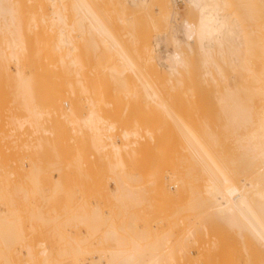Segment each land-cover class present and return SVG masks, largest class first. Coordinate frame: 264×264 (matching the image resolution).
I'll return each instance as SVG.
<instances>
[{
	"label": "bare ground",
	"instance_id": "obj_1",
	"mask_svg": "<svg viewBox=\"0 0 264 264\" xmlns=\"http://www.w3.org/2000/svg\"><path fill=\"white\" fill-rule=\"evenodd\" d=\"M179 2L185 5L188 13L184 19L181 17ZM46 22L51 33L57 31L59 34L56 40L53 39L54 43L47 38L46 32L48 31L41 28L42 26L39 28V24L44 23L47 25ZM119 23L123 25L132 23V26L140 24L139 26H133L140 27L139 29L132 28L139 30V34L134 37L130 35L132 42L136 39V42L133 43L136 44V47L133 44L131 46L129 44L131 42L124 38L127 35L120 31ZM31 28L41 31L40 33H45L44 37L46 36V38H38L42 36L41 34L40 36L37 35L38 37L33 36L35 39H39L38 42L37 39L36 41L35 39L30 40L32 36L30 35L29 38L27 31L29 29V34L32 31ZM0 30L2 31L0 35L3 34L2 37L0 36V83H2L0 85L3 88V93L6 87H11V90L13 87L15 89L20 109V114L15 117V122L18 127L20 126L19 129L24 126L27 128L29 124H32L33 127L38 129H36L37 132H40L42 122L45 120L43 117H46L48 123L45 122L49 126L44 132L47 137L52 134L56 137L62 135L68 137V129H62L68 127V125H79L80 131L85 137L82 141L84 145H99L100 147L104 145L102 149L110 148L120 152L122 143L119 144L115 138L119 137V134L117 135L118 130L125 141L137 139L139 134L134 130H126L115 125L110 117L101 116L100 111L103 107L101 104L104 101H102V98L104 99L106 94L111 95L115 92L119 93V91L123 93V96L129 97L137 90L136 87L141 86L137 83L139 82L143 85L146 97L152 100L153 105L149 106V108L153 107L151 112L156 113L158 109L159 111L162 109V113L164 111L168 118L170 117V121L176 123L177 127L175 123L174 125L181 141H183L182 143L185 145L184 150H188V153L192 155L191 159L194 163L193 165L192 163L191 165L188 164L191 162L189 158L188 165H185L186 160H182L185 165L183 170L179 169L181 163H176L178 165L173 166L172 170L164 173L176 177L177 182L181 183L186 189L192 188L193 193L187 203L173 209L166 216V231L161 233V235L163 234L162 241H165V243L162 244L160 240L161 249L149 243L150 247L146 243L147 238L140 232L137 234L138 238L136 237V239L127 236V230L110 226L115 214L113 212L114 208H118L119 204L126 206L127 201L132 198V193L136 190V193L143 190L141 178H144V185H148L152 181L149 179L152 178L150 177L152 174H97L102 177L100 178L102 181H96L98 183L96 191L90 189L89 192L91 195V191H95L92 196L96 194L103 207H100V205H98L99 207L91 206L92 203H87L90 198L85 201L89 193H86L88 190L84 187L89 188L88 186H90L91 188L89 183L94 185L92 181H95L89 174V177L91 176L89 179L92 181L87 180V178L86 181H82L83 174H80L81 176L75 175L77 179L79 177L84 183L79 182V179L76 181L77 179L75 180V177L71 174L72 180L76 181L74 185L76 186V183L79 182V194L81 193L84 199H81V201L85 202L82 204L78 202V192H75L76 187L71 189L72 187L69 186L72 182L67 179L69 182L62 185L59 180L64 174H56L60 177L59 179L54 176L51 179L53 174L45 173V176L42 174H27L33 176L30 179V184L26 185V178V181L23 182L25 185L20 184V186H26L20 187L23 191L20 192L23 194L22 196L26 193L25 201L28 199V195L32 194L33 198L39 196L38 198L45 202L41 199L40 201L45 204L64 186L67 196L66 204L63 211L53 208L54 219L49 213H32L29 210H24L23 215L18 218L3 217L1 207L11 205V202H13L11 199L13 198L11 197L12 193L9 196L8 191L4 192L11 186L7 185V188L5 186L4 191L1 189V260L7 258V254H5L7 252L3 250L2 253L4 247V245H1L2 240L5 241L9 238L12 239L11 242L14 239V243L11 244H15V239L18 241L22 234L23 236L25 234L19 230L21 225L26 226L36 219V223L41 222V225L42 223L46 226L50 225V231L47 233L52 234L50 239L55 242L50 245L51 240L48 239L50 246L47 244L49 247L46 248L47 246L45 247L44 243L47 242L45 241L40 245V250L38 246L39 243L43 242L42 240L38 241L39 243L36 241L38 243L37 247H30L32 246L30 244L29 247L26 245L27 264H60L59 260H67L68 264H86L89 256L90 258L95 257L91 264H176L180 261L191 264L188 261L190 259L188 256L189 246L192 243L199 242L202 237L213 233L225 240L218 264H237L235 256L240 251L246 264H264V104H262L264 103V70L259 73L256 69L259 66L257 64L246 66L252 57L260 55L264 66V48H261L257 40L260 39L259 35L264 36V0H0ZM131 33L134 34V30ZM48 35L51 36L49 32ZM95 36L99 38V42ZM81 41L84 42L83 46L79 45ZM89 46L93 47L94 50L100 49L93 64L78 60V57L71 60L72 62H65L64 57H57L58 53L54 55L57 60L53 61L59 60L60 63L50 62V60L47 63H43L46 60L35 63L33 61L41 70L39 73L40 78H38V81L41 79V82H39L41 84L38 85H41V91H43L45 98L42 100L43 102L39 101V94L34 93L38 88L34 87L35 81L33 82L34 79H37L34 78V64L29 60L32 57L34 60L39 55L53 59L54 52L64 53V50L67 49H69V52L70 50L74 52L75 55L82 52V47L83 51L84 48L86 49L84 54L87 56L86 52ZM257 50L261 53L260 55L256 53ZM71 52L70 54H72ZM40 58L42 59V57ZM61 58L63 60H60ZM197 62L200 63L198 64L201 65L202 70L200 69V71H203V74L198 73ZM26 64L32 67H27ZM11 66L15 67V72L12 71ZM195 66H197L198 71L195 70L197 69ZM193 70L199 74L195 78L197 84L192 81L194 77L192 80L186 78L187 74L190 75ZM227 70H232L233 73L239 72L241 74L240 80L235 81L234 84L229 83L225 79L227 77L224 78ZM35 73H38V71H35ZM130 73L133 76L135 75V78L132 76L133 79H131ZM187 80L192 83V86L185 88L188 84ZM184 83H186V86ZM194 83L196 86L193 85ZM211 85L214 87L215 101L223 112L226 122L235 126L245 125L246 129L249 128L247 129L248 132L245 130L246 134L240 135L233 132L230 135L236 145V157H238L231 161H229L230 158H235V156H229L228 160L227 157L225 159L224 154L219 155V153H222L216 150L217 148L213 143L207 141V127L200 129V126H197V128H193L187 125V122H182V117L181 119L178 118L183 113H180L182 110H179L180 115L178 114V117H175L176 111L173 110V104L175 105V103V110L178 111L180 108L178 103L181 101L180 98L183 97L182 94L187 97L190 96L189 98L192 97L195 99L194 101L201 104L211 105L207 92L204 94V90H206L204 88H207V86L210 88ZM182 86H185L184 88L187 91L181 89ZM190 87L193 89H190ZM7 90L9 91L8 88ZM180 90L185 92L179 93ZM118 93H115L117 94L116 97ZM170 93L171 95H169ZM172 93L175 97L182 96H179L178 102ZM171 100L175 102L173 103ZM185 100L187 101V99ZM149 101L147 102L149 103ZM64 102H70L71 107L65 109ZM85 103L88 108L87 116L82 114ZM188 105L191 107V104ZM155 106L158 108L157 110ZM159 111L157 112L158 115L161 114V111ZM158 115L153 114V117L162 120L163 114ZM37 117L41 118L40 121L44 120L41 121V125L39 124L40 121L37 123L38 125L35 122L36 127L33 124V119L35 120ZM251 124L254 125L253 128L250 127ZM20 134L23 135L24 133L20 132ZM150 136L155 138V132ZM18 137L23 138L24 136ZM20 138H18L19 141H22ZM39 140L41 141V138ZM40 141L39 143L43 140ZM36 143V146L31 147V144L23 142L22 147L26 149L35 147L37 151L40 149L38 148L40 144L37 140ZM42 145L45 144L41 143ZM42 152L44 153V151ZM42 162L45 163V161ZM116 162L115 158L108 159V164L112 169L117 168L118 164ZM50 164L51 167L54 166L51 162ZM46 175L54 180L55 183L51 182L52 186H48L51 183H46V181H51L45 179ZM66 175L64 176L66 177ZM4 176L5 174H0V178ZM23 176L24 174L21 177ZM98 176H96L97 179H99ZM40 178L41 181H39ZM42 180L45 181V184ZM83 180H85V177ZM39 182H43V185ZM85 182L88 186L85 185ZM108 182L114 184L115 188L111 190L108 187ZM6 183L7 181L4 184ZM66 184H69L67 185L69 187ZM32 187L34 189L29 190ZM44 188H49L50 193L48 195L45 194ZM14 189H16V186ZM16 190H19V187ZM16 190H14L15 194ZM16 197L18 201L24 199H21L19 194H16ZM79 203L80 205H78ZM69 207H77L78 211L75 215H70L71 210L68 209ZM101 208L111 211L107 214V211L105 212ZM74 222L79 223V226L84 224V227H88L91 234L90 242L97 237L96 241L99 248L93 250L94 245L92 247L88 243L89 233L85 240L82 237H75L77 233L74 237L66 233L67 227H69V230L73 228L74 231H77L78 225H76V229L70 227L76 224ZM80 223L82 224L80 225ZM138 229L137 226L136 229H131L132 233H134V230L138 231ZM36 231L39 232V230ZM23 232L26 231L23 230ZM93 236L95 237L92 238ZM173 238H176V240ZM172 239L179 241L174 245V248L172 247ZM109 241L115 243V246L111 249L105 247L106 243H110ZM17 243L19 244V242ZM87 243L91 247L85 248ZM92 243L94 244V242ZM239 243L243 247L242 250H240ZM166 245H169L168 247L171 245L168 248L169 250L163 248ZM11 246L6 247L7 251H10ZM18 248L17 251H19ZM156 248L160 251L165 250L157 254L156 251L158 250ZM13 257H15V253ZM24 260L22 261L24 262ZM10 261L9 263L12 264ZM15 262L16 260H13L14 264L17 263ZM19 262L21 261L19 260Z\"/></svg>",
	"mask_w": 264,
	"mask_h": 264
},
{
	"label": "rangeland",
	"instance_id": "obj_2",
	"mask_svg": "<svg viewBox=\"0 0 264 264\" xmlns=\"http://www.w3.org/2000/svg\"><path fill=\"white\" fill-rule=\"evenodd\" d=\"M178 5H179V10L181 12V17L184 19L188 15V13L186 11V7L182 2H179ZM71 18L73 19V17H71ZM72 19H71V21H72ZM41 21L43 22V20H41ZM27 23H29V22H27ZM44 23L43 24L41 23L42 25L39 24V28H40V26H42L41 28L46 29V31H48L49 34H51V36H50V35H48V32H46L47 38H49V40H52L51 42H53L54 40H56L59 37V34L57 31L51 33L47 27L48 23L46 22L47 25H45ZM124 25H126V26H124ZM124 25L122 23L121 24L119 23L118 26H119V28H121L120 31H122L123 33H125L127 35L126 37H128V38H126V37H124V38L128 39V42H131L129 44H131V46H132V44L136 42V39L133 38L135 40H133L134 42H132V40H130V39H132L131 36L133 35V37H134L135 35H138L139 30H137V29L140 28V27L138 28V27H133V26H139L140 24H136V25L132 26V23L131 24L125 23ZM132 28H137V29H132ZM31 30L32 31L29 34H28L29 29L27 31L28 37L30 38L32 36V38H30V40L35 39L33 36H35V35L40 36L41 34H42V36H40V37L37 36V37L38 38L42 37L41 39L46 38V36L44 37L45 33L44 34L40 33L41 31H38L37 29H33V28H31ZM133 30H134V34L131 33V32H133ZM1 33H2V31L0 30V34ZM2 35H0V36L2 37ZM259 36H260V39H257V40L259 41L261 48H264V36H262V35H259ZM87 37L89 38V36H87ZM95 38L97 39L98 42L100 41L97 36H95ZM36 39H35V41H36ZM38 40L39 39H37V42H38ZM83 43L84 42L81 41V43L79 42V45L81 44V46H83L84 45ZM52 46H53V44H52ZM134 46L136 47V44ZM81 50H82V52L81 53L79 52L78 54L76 53L77 55L76 54L74 55V52H71V50H70V52L72 54H70L69 49L64 50V53L54 52L53 56H52L53 59H51V57L49 59L47 56L44 57L43 55H41V56L39 55V57L36 56V58L34 60L32 57L31 60H29V62L32 61V63H33V61H34V63H35V62H40V61L43 62L44 60H46V62H43V63H47L50 60V62L60 63L59 60L53 61V60H57L56 56H54V55H56V53H58L57 57H59V58L64 57V59H66L65 62H70L71 60L76 59L78 57V60H82L83 62L88 63V64H93L97 59V55L99 54L100 49L94 50L93 47L89 46L88 50L86 52L87 56L84 54L86 49L84 48V51H83V47H82ZM66 53H68L70 55H67ZM256 53L259 55L261 54V53H259L258 50L256 51ZM66 55H67V57H66ZM260 56L252 57L246 66H255L257 64V65H259L258 67H256L257 71L259 73L263 72L264 66L261 62L262 59L260 58ZM40 57H42V59ZM83 57H84V60H83ZM37 60H39V61H37ZM60 60H63V59L61 58ZM198 63L199 62H197V64ZM28 64H30V63H28ZM199 64L197 65L199 68V71H198L197 66H195L197 68L195 70H197L198 73L200 72L203 74V71H200V69L202 70V67ZM35 65L36 64H34V75L37 77L34 76V78H37V79H34L33 82L35 81V83H36V84L34 83V87L36 86L38 88L36 90L34 88V90H35L34 93L36 95L39 94L38 100L43 102L42 100L45 97L43 96V93H42L43 91H41V85H38V84H41V83H39V82H41V79H39V81H38V78H40L39 73L41 72V70H39V67H37V65H36V69H35ZM26 66L32 67V66H29L27 64H26ZM14 68H15L14 66H11V69L13 72H15ZM195 70L191 71L190 75L187 74L186 78L188 77V78H190L189 80H192V78L194 77V79L192 81H195L196 80L195 78H197L200 74V73L197 74L196 73L197 71H195ZM35 71L36 72L38 71V73H35ZM225 73H226L225 74L226 76H224V78L227 77L225 79H227V81L229 83H232V84H234L235 81H239L241 78V74L239 72L233 73L232 70L231 71L227 70V71H225ZM194 74H195V76H194ZM129 75H131V79L135 78V75L133 76V74H131V73ZM132 76H133V78H132ZM202 77L203 76L201 75V78ZM135 81H136V79H135ZM187 82H188V84L186 86ZM187 82L184 83V85L186 86V87L184 86L185 88H187L188 86H192L191 85L192 83L190 81L187 80ZM137 83L139 85L141 84L142 87L141 86L136 87L137 92L136 91L133 92L132 94L129 95V97L125 96V95L123 96L122 95L123 93H121L119 91L120 94L118 92H115V93H118V96H117L118 98L116 97L117 94H115V93H113L111 95L106 94L105 95L106 97L104 96V99L102 98V101L104 100L105 102L103 101V104H101L103 106V107L101 106L102 107V109L100 111L101 116H104L106 118L110 117V120L112 119L113 120L112 122L115 125L123 128V129H126V130H134L139 134V137L137 139H131V140L125 141L122 139V134L118 130L117 135L119 134V137L118 138L115 137V138L119 144L122 143L120 152H117L114 149L112 150L110 148L109 149H102L104 147V145H101V147L99 145H84L82 141L84 140L85 137L82 134V132L80 131L81 129L79 128V125H76V126L68 125V127H65L62 129V130L66 129V128L68 129V132H69L68 137H64L63 135L60 137H58V136L56 137V135H53V134L52 135L48 134L49 136L47 137V134L44 132V130L47 128V126H49L47 124L48 119L46 117H43V118H45V120L43 119L44 121L41 120V121H43L42 122L43 125H41L42 124L40 121L41 118L37 117L35 120L33 119V124H35V122L37 124L40 121L39 124L41 125V128L39 127L40 125L38 127L40 128L42 133H41V131L37 132L38 129L33 127L32 124H29V125L27 124L30 128L28 126H27V128H25L26 126H24L23 128H25V129L23 130V128H20L21 129L20 130L19 129L20 126L18 127L17 123L15 122L16 121L15 117H17V114L18 115L20 114V109L18 107L19 103H18V101H17L18 99L16 97L17 94L14 91L15 89L13 87L11 90V87L10 88L6 87L4 90V93H3V91H2L3 88L0 85L1 86L0 87V94L3 95V96L0 95V174H5L4 177H6V176L8 177L11 174V176H9L8 178L7 177L6 178H4V177L0 178V190L2 189L4 191L5 186H6V188H7V185L11 186L12 189H11V187H9V188H7V190L5 189L6 191H4V192L6 193L8 191L9 194L8 193L7 194L9 196L12 193L11 197L13 198V199L10 198L11 201L13 200V202H11V205H8L7 207H5V206L1 207V209L3 210V217L12 216L13 218H18L21 215H23L24 210L25 211L29 210L32 213H49V215L54 219L55 216L53 214L54 213L53 208L54 209L56 208L59 211L64 210V207L66 204V198H67L66 192L64 190L66 188H63L64 186L62 187L63 189L62 188L59 189V191L55 195H53L52 198H50L47 201V203H45V204H43V202H45V201H43L41 198H38L39 196H37V198L36 197L33 198L32 194H29L28 199L25 201L26 193L24 192L25 194H24V196H22L23 194H21V193L23 191L21 190V188L26 187V186H23V185L20 186V184L21 183L24 184L23 182L26 181V179H27L26 185L28 186L30 184L29 183L30 179H32L33 176L27 175V174H42L43 176H45V173L46 174H53V175H51L52 176L51 179H53V176L56 179L57 178L59 179L60 177L56 174H64V175L70 174L68 176L69 178L67 177V175H66L67 178L63 175V177L59 180L61 181L62 185H64L66 182L68 183L69 181L72 182L71 185L66 184V186L69 185L70 187H72L71 189L76 187L75 192L76 193L78 192V196H77L78 200H79L78 202H80L81 204L85 203V202H83V200H84L83 195L81 193L79 194V192H80L79 187L80 186L78 183L81 180L86 181V178H87V180L92 181L91 179H89L92 176V179L95 180V181H92L93 184L95 185V187H94V185L89 183L90 181H87L89 183V185H91V188H90V186L87 185L86 182H85V185L88 186L89 188H86V187H84V188L86 190H88V191H86V193L87 194L89 193L88 195L86 194L87 197H86L85 201L88 200L87 198H90L87 203H89V202L92 203L91 206H94V207H97L98 205H100V207H103V206H101L102 203L100 202V200L96 196V194L94 193L95 195L92 196L93 192L96 191V185L98 184L97 183L98 180L102 181L100 179L102 177L98 176L97 174H152V176H150V177H152V178L154 177V178L153 179L149 178L152 181L149 180L151 182L148 185H146V184L144 185V183H145L144 178H141L143 190L138 191V193H136L137 192V190H136V192L132 193V198H130V200H132V201L128 200L126 206L119 204L118 208H114L113 212L115 214H114V217L112 219L110 226H112L114 228L127 230V233H128L127 236H131L133 238H136L138 236L137 234L140 232V233H142V235H144L145 238H147V242H146L147 244L151 243L152 246L154 244L155 246H157V248L160 247V244L162 241L161 237L163 235V234L161 235V233L162 232L165 233L164 231H166V228H165L166 227V216L173 209L187 203L189 201V199L192 197V193H193L192 188L186 189L185 187L182 186L181 183L177 182L176 177L170 176V174H164V173H166V171L168 172L169 170H172L173 166H176L180 163H181L179 166L180 170H183L185 165H188V164L191 165L192 155H190L188 153V150H186V151L184 150L185 145H184V143H182L183 141H181V138L179 137V133H178L177 128H176L177 127L176 123L174 122L176 125V127H175L174 123H172V121H170V119H169L170 117L168 118L167 114L164 111L162 113V111H161L162 109L160 110L161 114H163V116H164V117H162V120L160 117H158L160 119L153 117V114H155V116L159 114V113H157L159 111V109L155 106L156 110L157 109L158 110L156 113H154V111H152L153 112V114H152L151 110L153 109V107L149 108V106L153 105L152 100L150 98L148 99V97H146L142 83H139V82H137ZM189 83H190V85H189ZM195 83L197 84L196 81H195ZM195 83L193 84L194 86H196ZM0 84H2V83H0ZM133 84H134V82H133ZM184 87L182 86L181 89L182 88L185 89ZM7 88L9 89V91L12 92V93L10 92L11 94L9 93ZM190 89H193V88L190 87ZM204 89H206V90L208 89L207 91L204 90V94H205V92H207L206 94H208V97L211 101L210 102L211 105H209V106L201 104L200 102L194 101L195 99H193L192 97L189 98L190 96L187 97L184 94H182L183 97L185 96V99H187V101L189 102L188 103L180 95L175 97L176 92H175V95L173 94L174 93L173 92L172 94L174 95L175 100L177 99V102H178L179 101L178 98L182 97V98H180L181 101L179 103H181V102L183 103V104L178 103V107H180L178 109V111L175 110L176 109V107H175L176 103H175V105L173 104V106H174V107L172 106L173 110L176 111V113L175 112L174 113L177 115V116L175 115V117H178V114L180 115V113L183 112L180 115V117H178L179 119H181V117H182V122H184V121H185V123L187 122L186 124L193 127V128H195V127L197 128V126H200V129L207 127L208 128L207 141L213 143V145L216 146V148H217L216 150H219V152H221L222 154H220L219 152H217V153H219V155L224 154V157H225V159L227 157V160L229 159L228 158L229 156L230 157L235 156V158H230L229 161H231L232 159H236V158H238V157H236L237 156L236 155V145L234 144V140H233V138L231 139L230 135L233 132H237L240 135L246 134L248 132L247 129H249V128L247 127V129H246L245 125L243 126L240 124L238 126H235V125H232V124H229L228 122H226V119H225L223 112L221 111L220 107L218 106V104L215 101V92L213 91L214 87L212 86L209 88V86H207V88H204ZM201 90L203 91V89H201ZM7 92L9 94H5ZM183 92H185V91H183ZM183 92L180 90L179 93H183ZM14 94H15V96H14ZM169 95H171V93ZM172 99H173V97H172ZM182 99L184 102L182 101ZM190 99L194 102H192ZM147 101H149V103ZM171 102L174 103L175 101L171 100ZM193 103H194V105H193ZM111 104H113V105L111 106ZM188 104H191V107ZM262 104H264V103H262ZM64 107H65V109H69L71 107V103L70 102H64ZM104 107H105V109H104ZM113 107H114V109H113ZM87 109L88 108L86 107V103H85V106L82 108V114L84 116H87V114H88ZM179 110L180 111L182 110V111L179 113ZM160 115H158V116H160ZM184 115L186 118L184 117ZM253 115H255V114H253ZM187 118H189L188 119L189 121L186 120ZM36 120H38V121H36ZM171 120H173V119L171 118ZM36 124H35V126H36ZM250 127L253 128L254 125L251 124ZM245 130H247V132ZM26 131H27V133H25ZM151 131L155 132V138H151L152 136H150V134L151 135L154 134V132L151 133ZM20 132L24 133L25 135L20 134ZM44 133H45V135H44ZM60 134H62V133H60ZM114 135L116 136V134H114ZM18 136H21V137L24 136V137L20 138ZM37 137H39V138H37ZM18 138L22 139V141L21 140L19 141ZM40 138H41V141L43 140L42 142L39 140ZM36 140L38 143L40 141L42 144H45V145L41 146V143H39L40 147H38V148H40V149L37 151L35 150V149H37L35 147L30 148V149H26V148L22 147L23 142L31 144V147L33 145L36 146L37 145V143L35 144ZM47 143H48V145H47ZM45 148H46V150H45ZM213 149H215V148H213ZM42 151H44V153L46 152V154H44ZM78 151H79V153H78ZM64 152H65V154H64ZM219 155H217V156H219ZM221 157L223 158V156H221ZM39 158H40V160L41 159H43V160L40 161ZM54 158H56V159H54ZM109 158H115L116 159V161H117L116 163L118 164L117 168L112 169L109 166V164H108ZM189 158L191 159V160H189L191 162L188 161ZM182 160H184V161L186 160L185 165L183 164L184 161H182ZM42 161H45V163H43ZM229 161H226V162L228 163ZM50 162L55 167L54 166L51 167ZM57 162H58V164H57ZM176 163H178V164H176ZM173 164H175V165H173ZM193 164L194 163H192V165ZM47 165H48V167H47ZM48 168H49V170H48ZM197 170L199 171V169H197ZM22 174H24L23 177H21ZM71 174L74 177L76 174H77V176H79L80 174L81 175L83 174V178H81V180L78 177L79 182L76 183L77 184L76 186L74 184L76 181H78V179H77V177H75L74 179L75 180L77 179V180L74 182V180H72L73 177ZM84 174H85V176H84ZM88 174L91 176L89 177ZM157 174H159V175H157ZM42 175L40 176L41 178H42ZM96 176H98L99 179H97ZM49 177H50L49 175L48 176L46 175V178L45 177L44 178L48 180V179H50ZM84 177H85V180H83ZM41 178L39 179V181H41ZM44 178H43V180H44ZM3 180H4V183L6 181H7V183L4 184ZM43 182L42 183L45 184V181H43ZM47 182L48 183H51V182L55 183L54 180H51L50 182L46 181V183ZM39 183H41V182H39ZM52 183H51V185L49 184L48 186H52ZM82 183H84V182H82ZM108 184H109L108 187L111 190L115 188L114 184H112L111 182H108ZM15 186H16V189H17V187H19V190L14 189ZM69 186H67V187H69ZM92 186H93V188H92ZM145 188H148V189L145 190ZM31 189L33 190L34 188L32 187L29 190H31ZM44 189H45V194L48 195L50 193L49 188H44ZM90 189H95V191L94 190L91 191V195L89 192ZM14 190L17 191L16 194L17 195L19 194L21 199L24 198L23 199L24 201L23 200L18 201L16 194L14 193ZM89 196H92V197H89ZM40 199L43 202L40 201ZM81 199H83V200L81 201ZM80 203L78 205H80ZM24 204H26V206H24ZM72 208L74 209V211ZM68 209L71 210V213H70L71 216L75 215V213L78 211L77 207H75V208L69 207ZM101 209L104 210L105 212L107 211V214H108V212L111 211L109 209H106V210L103 208H101ZM26 223H28V222H26ZM26 223H24V224L26 225ZM40 223H38V222L36 223V219H35V220L31 221L30 223H28L26 226L21 225V227L23 226L25 228L22 229L23 227L22 228L20 227L19 230L22 231V233L28 234L29 236L27 237V235L25 236V234H24V236L26 237L24 239L23 238L24 236L22 234V237L20 238L21 244H20L19 239H18V241L15 239V244L17 247L15 246V244H11L12 242L14 243V239L11 242H10V240H12V239H9V238L6 239L8 242L6 240H5L6 242L4 240H2L4 243V244L3 243L1 244L2 246L4 245V247L2 249V253H3V250H5L7 252V253H5V251H4V253L7 254V258H6L7 260L6 259H2V260L0 259V263L2 261L1 264H3L4 262H5V264H10L9 263L10 260H12V261H10L12 264H14L13 260H16V262L18 264H22V263L27 264L26 260H28V258L26 256L27 253L25 251V249L27 248L26 245L28 247L30 245H32L30 247H37L40 240H42L43 242L39 243V246H38L39 250L41 249L40 245L42 243H44L45 241L47 242V243H44L45 247L47 246L46 248H48L50 245H53V243L55 241L53 242V240L50 239L51 238L50 235H52V234L50 232H49L50 234L47 233L48 231H50V228H51V227H49L50 225L49 226L47 225L48 226L47 227L46 224L43 225V223H42V225H41ZM74 223H76V224H74L73 226H70L71 228L72 227L75 228L76 225L79 226V223L78 224H77V222H74ZM81 224L82 223H80V225ZM38 225H40V226L38 227ZM83 225L84 224L79 226L78 228L80 230L77 228V231L76 230L74 231L73 228H72V230H69V227H67L68 230H66L67 231L66 233H69V235L71 234L72 237H74L75 233H77L75 235V237H79V238L82 237V239L85 240V237H87L89 230H88L87 226H86L87 227V229H86V227H84ZM15 226H16V224H15ZM136 226L139 228L138 231L134 230V233H132L133 228L136 229ZM40 229H42V230H40ZM23 230H25L26 232H23ZM36 230H39V232ZM178 230H181V229H178ZM78 233H79V235H78ZM177 233H178V231H177ZM139 236H141V235L139 234ZM30 237H32V238H30ZM90 237H91V234L89 236V242L88 243H90L92 245V247L94 245L93 250H96L97 248H99L98 242L96 241L97 237L93 236L92 238H94V237L95 238L92 239L91 242H90ZM44 238H46V239L44 240ZM176 238L175 239L173 238V239L176 240ZM31 239H33V240H31ZM48 239L51 240L52 244L50 243V245H49L48 242H50V241ZM173 239H172L173 245H172V243H171V245L174 248L175 247L174 245L176 243H178L179 241H174ZM177 239H179V238H177ZM25 241H27V242H25ZM36 241L37 242L39 241V242L37 243ZM87 241H88V239H87ZM224 241L225 240H222L221 238H219V236H217L215 233H213L209 236L202 237L199 240V242L192 243L189 246V248H188V254L189 255L188 256L190 257V259L188 261L191 264H218L220 262V259H221V255H222V251H223L222 248L224 247ZM17 242H19V244ZM92 242H94V244ZM109 242L110 243L105 244V247L107 249H111L115 246V243L113 241H109ZM163 242L165 243V241H162V244H163ZM5 243H6V245H5ZM7 243L9 246L14 245V246H11V248L9 247L11 253L14 251L12 254L10 253L9 250L7 251V249H6V247L8 248ZM34 243H36V244H34ZM88 243H87V245H85L86 246L85 248L91 247L90 244H88ZM171 245H170V247H171ZM238 245L240 247V250H242L243 249L242 245L240 243ZM24 246H25V248H24ZM149 246L151 247L150 244H149ZM168 246L169 245L163 246V248H166V249L170 248ZM13 247H15V248H13ZM17 248L20 252L16 250ZM161 248H162V245H161L160 249ZM36 249H38V248H36ZM157 250H158V251H156V252H158L157 254H160V253H162L161 251L165 250V249H162L161 251L159 249H157ZM8 252L10 253V255ZM14 253H15V257H13ZM8 256H9L10 260L8 259ZM20 256L22 257V259H20L21 258ZM94 258L93 257L90 258V256H89V258L87 257L86 264H91V262L94 260ZM19 260L21 262H19ZM22 260H24V262ZM235 260H236L237 264H246V261H245L243 255L241 254V251L236 254ZM59 261H60L59 262L60 264H68L66 262L67 260H59ZM176 264H188V263L186 261H180V262H177Z\"/></svg>",
	"mask_w": 264,
	"mask_h": 264
}]
</instances>
